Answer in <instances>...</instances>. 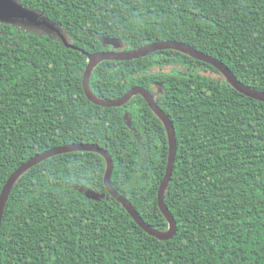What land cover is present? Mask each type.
<instances>
[{
  "label": "trees",
  "instance_id": "trees-1",
  "mask_svg": "<svg viewBox=\"0 0 264 264\" xmlns=\"http://www.w3.org/2000/svg\"><path fill=\"white\" fill-rule=\"evenodd\" d=\"M10 1L59 35L0 21V192L35 155L92 144L113 160L112 188L147 225L166 231L157 206L165 127L140 95L116 108L91 103L82 87L88 56L175 41L264 93V0ZM133 87L147 90L174 127L164 203L175 235H147L106 192L103 157L75 151L14 183L1 217V264H264V103L176 50L101 61L89 77L102 100Z\"/></svg>",
  "mask_w": 264,
  "mask_h": 264
},
{
  "label": "water",
  "instance_id": "water-1",
  "mask_svg": "<svg viewBox=\"0 0 264 264\" xmlns=\"http://www.w3.org/2000/svg\"><path fill=\"white\" fill-rule=\"evenodd\" d=\"M10 2L9 0H7ZM12 3V2H10ZM14 4V3H12ZM16 5V4H15ZM17 6V5H16ZM19 7V6H17ZM21 8V7H19ZM22 9V8H21ZM25 10V9H24ZM27 11V10H26ZM29 12V11H27ZM11 15L18 16L25 18V20L31 21V22H38V20L32 18L26 17L21 14H15L11 12H1L0 11V21L7 22L4 20H1V18L5 17H10ZM9 22V21H8ZM46 22H43L41 24H45ZM45 25L50 26L55 30V32L59 35V32L57 29L46 23ZM62 41L65 43L64 39L61 37ZM105 44L112 46V47H118V42L111 40V39H106ZM162 50H176L180 51L182 53H185L189 55L190 57L201 61L203 63L209 64L215 69H217L228 81V83L240 94L254 99L256 101H259L261 103H264V93L255 91L253 89H250L240 82H238L233 75V73L219 60L210 57L208 55H205L199 51H196L195 49L191 48L190 46L175 42V41H165V42H157L153 44L146 45L144 47L123 52V51H105V52H98L92 55L88 56L87 60V66L85 68V71L82 76V87L84 94L86 98L93 104L103 107V108H116L124 105L129 99H131L135 95H140L145 102L147 103L148 107L150 110L161 120L163 123L166 134H167V139H168V162H167V167H166V172L163 177V180L158 188L157 191V206L164 218L167 221L168 228L166 231H158L147 225L141 217L137 214V212L134 210V208L128 203V201L123 198L121 195H119L111 186L110 184V179H111V174L113 170V160L109 153L104 150L99 148L98 146L92 145V144H75V145H66V146H61V147H56L53 149H49L47 151H44L42 153H39L32 157L31 159L27 160L24 162L18 169H16L6 180L5 184L3 185L1 192H0V224H1V217H2V212L5 206V203L7 201V198L13 188L14 183L16 180L27 170H29L31 167L34 165L40 163L41 161L48 159L52 156L63 154V153H70V152H75V151H87V152H93L97 153L100 156L103 157L106 163V168H105V173L103 177V183L106 192L114 199L116 200L126 211V213L131 217V219L149 236L160 240V241H167L171 239L175 233H176V222L171 215V213L168 211L167 207L165 206L164 203V193L167 188V185L169 183L172 170H173V164H174V158L176 154V138H175V131L172 123L168 119V117L164 114V112L159 108V106L156 104L154 101L153 97L151 94L145 90L142 87H133L129 91H127L122 97L119 99L115 100H102L97 97H95L89 88V77L90 74L93 70V68L98 65L101 61H107V60H112V61H130L133 59H139L143 58L147 55H150L152 53H155L156 51H162ZM1 264V263H0Z\"/></svg>",
  "mask_w": 264,
  "mask_h": 264
},
{
  "label": "rangeland",
  "instance_id": "rangeland-1",
  "mask_svg": "<svg viewBox=\"0 0 264 264\" xmlns=\"http://www.w3.org/2000/svg\"><path fill=\"white\" fill-rule=\"evenodd\" d=\"M10 2H8L7 0H0V11L1 12H11V13H15V14H21V15H24L26 17L32 18L31 19L32 21H33V19L36 18V20H38V22L34 23L31 21L25 20V18L14 16V15H11L10 17L1 18V20L7 21V22L9 21L8 23H10L12 25L19 26L22 29L30 30V31L37 33V34L55 33V30L53 28H51L48 25H45L46 23L41 24L45 21L40 20L39 19L40 16H38V15L36 16L32 12H27L26 10L21 9V8L17 7L15 4H12Z\"/></svg>",
  "mask_w": 264,
  "mask_h": 264
}]
</instances>
